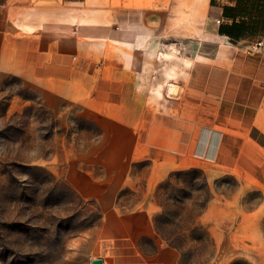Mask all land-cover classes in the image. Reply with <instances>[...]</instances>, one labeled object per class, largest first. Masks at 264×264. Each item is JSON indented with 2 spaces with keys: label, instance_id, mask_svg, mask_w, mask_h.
<instances>
[{
  "label": "rangeland",
  "instance_id": "374dc122",
  "mask_svg": "<svg viewBox=\"0 0 264 264\" xmlns=\"http://www.w3.org/2000/svg\"><path fill=\"white\" fill-rule=\"evenodd\" d=\"M130 148L51 83L0 69V264H264L262 188Z\"/></svg>",
  "mask_w": 264,
  "mask_h": 264
},
{
  "label": "crops",
  "instance_id": "0c3cea01",
  "mask_svg": "<svg viewBox=\"0 0 264 264\" xmlns=\"http://www.w3.org/2000/svg\"><path fill=\"white\" fill-rule=\"evenodd\" d=\"M226 21L211 0H0V69L51 83L155 169L264 190V49L244 48L264 35L234 42Z\"/></svg>",
  "mask_w": 264,
  "mask_h": 264
},
{
  "label": "trees",
  "instance_id": "16d2710c",
  "mask_svg": "<svg viewBox=\"0 0 264 264\" xmlns=\"http://www.w3.org/2000/svg\"><path fill=\"white\" fill-rule=\"evenodd\" d=\"M217 1L211 0V4L222 6L224 18L230 20L221 23L219 30L222 34L228 35L232 41L237 42L247 37L248 31L252 28H261L264 31V20L257 21L261 15L263 16L264 0H237L235 5L218 4Z\"/></svg>",
  "mask_w": 264,
  "mask_h": 264
},
{
  "label": "built area",
  "instance_id": "2783aa9c",
  "mask_svg": "<svg viewBox=\"0 0 264 264\" xmlns=\"http://www.w3.org/2000/svg\"><path fill=\"white\" fill-rule=\"evenodd\" d=\"M217 20L218 22H221V18H218ZM244 48L248 52L262 51L264 49V38H260L254 42H250Z\"/></svg>",
  "mask_w": 264,
  "mask_h": 264
},
{
  "label": "water",
  "instance_id": "95a60500",
  "mask_svg": "<svg viewBox=\"0 0 264 264\" xmlns=\"http://www.w3.org/2000/svg\"><path fill=\"white\" fill-rule=\"evenodd\" d=\"M92 264H104L103 258H94L91 262Z\"/></svg>",
  "mask_w": 264,
  "mask_h": 264
}]
</instances>
